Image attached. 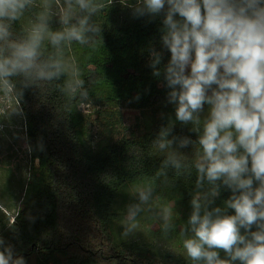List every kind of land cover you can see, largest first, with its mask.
<instances>
[{
    "label": "clouds",
    "instance_id": "1",
    "mask_svg": "<svg viewBox=\"0 0 264 264\" xmlns=\"http://www.w3.org/2000/svg\"><path fill=\"white\" fill-rule=\"evenodd\" d=\"M105 8L104 0H0V100L11 102L7 115L22 112L23 90L32 87L88 101L84 74L69 52L73 45L95 48ZM131 11L134 18L162 15L161 50L148 48V66L168 89L175 119L191 124L198 139L173 135V124L161 127L152 148L164 159L153 177L129 189L122 236L140 231L146 213L165 238L176 231L175 202L154 207L157 181L168 183L169 169L180 175L194 168L192 211L178 232L187 259L264 264V0H136ZM163 50L170 52L167 63ZM189 145L191 158L180 152ZM222 187L232 194L214 206ZM0 264L25 260L0 239Z\"/></svg>",
    "mask_w": 264,
    "mask_h": 264
},
{
    "label": "trees",
    "instance_id": "2",
    "mask_svg": "<svg viewBox=\"0 0 264 264\" xmlns=\"http://www.w3.org/2000/svg\"><path fill=\"white\" fill-rule=\"evenodd\" d=\"M104 3L106 7L111 4L109 0ZM103 12L97 18L102 33L95 48L73 45L88 101H69L55 87L23 90L20 108L27 150L28 145L32 148L28 150L33 167L29 185H35V191L23 200L13 223L1 228L0 220V239L11 245L25 264H191L116 239L113 226L122 218L117 213L122 192L145 177H153L164 159V154L152 148L161 127L173 124V135L193 141L198 133L191 124L183 125L174 114L165 112L147 128L123 127L116 139L97 151L89 150L90 119L81 111L82 105L118 108L127 104L146 110L167 102L168 89L148 66V48L161 50L162 15L150 19L125 13L121 19L114 10ZM19 27V22L14 24L17 31ZM52 27H60L55 19ZM163 51V63H167L170 52ZM38 143L43 144V151L37 150ZM194 151V145L180 149L189 158ZM196 179L194 168L180 175L169 169V182L157 181L165 196L175 200L182 215L180 224L191 214ZM231 194L222 187L214 206L223 207ZM228 213L234 214V210ZM220 255L226 258L222 251Z\"/></svg>",
    "mask_w": 264,
    "mask_h": 264
},
{
    "label": "rangeland",
    "instance_id": "3",
    "mask_svg": "<svg viewBox=\"0 0 264 264\" xmlns=\"http://www.w3.org/2000/svg\"><path fill=\"white\" fill-rule=\"evenodd\" d=\"M111 3V0H109ZM136 0H112L103 13L115 11V15L121 19L125 13H132L131 5ZM112 8H109V7ZM115 16V17H116ZM120 19V20H121ZM69 55L75 57L73 46ZM6 107H11V102L7 105L0 100V220L1 228L7 227L13 223L17 213L23 207V200H28L34 194L35 185H29L32 181V160L27 150L26 126L22 112L20 114H6ZM81 111L90 119L86 144L90 151L94 152L104 146L111 139H116L121 135L123 127H133L139 125L145 129L154 121L161 118L163 114L171 112L175 115V106L165 102L154 109L135 110L127 104H122L118 108H104L90 105H82ZM154 110L157 113H154ZM209 112V106L205 105L204 110L200 113L201 119H205ZM36 165V163H34ZM127 187L122 192L121 200L117 207V213L122 216L126 211L127 205L133 202V197ZM163 187L157 185L155 195L159 199L155 202L154 207L173 200L165 196L161 190ZM175 202V200H173ZM174 211L176 213V231L169 234L167 238L162 236L158 227L152 225L155 221L152 219V213H146L147 219L141 224L140 231L134 235L124 238L122 236L123 226L121 220L114 223L113 229L118 242L134 243L151 252L168 254L173 257L188 260L182 248L179 232V220L182 215L176 202Z\"/></svg>",
    "mask_w": 264,
    "mask_h": 264
}]
</instances>
